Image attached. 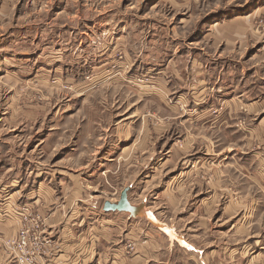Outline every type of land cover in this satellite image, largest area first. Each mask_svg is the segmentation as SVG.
<instances>
[{
  "label": "rangeland",
  "instance_id": "rangeland-1",
  "mask_svg": "<svg viewBox=\"0 0 264 264\" xmlns=\"http://www.w3.org/2000/svg\"><path fill=\"white\" fill-rule=\"evenodd\" d=\"M73 210L264 264V0H0V264Z\"/></svg>",
  "mask_w": 264,
  "mask_h": 264
},
{
  "label": "crops",
  "instance_id": "crops-1",
  "mask_svg": "<svg viewBox=\"0 0 264 264\" xmlns=\"http://www.w3.org/2000/svg\"><path fill=\"white\" fill-rule=\"evenodd\" d=\"M215 147V145L205 146L207 154L213 151ZM138 207L144 208L141 204L137 205L136 208ZM77 212L81 213L73 210L72 217L66 220L60 217L58 226L56 223L49 225L47 235L52 237L51 239H54L53 236L55 235V239L61 241L60 249L58 253L56 251V255L49 252V249L47 250L44 258L47 259V255L51 253V258L48 259L49 264H221L212 262L218 260L215 252L218 249L216 246H221L220 235H214L210 242L198 245L189 239L190 234L187 233V236L179 234L175 227L167 223L163 224L176 232L172 236L160 228L159 232H150V234L146 233L142 236L143 227L141 226L138 228L130 227L126 234L124 223L121 221L116 222L115 228H109L106 224L111 223H108L109 219L105 217V222L101 220L100 226H98V220H93L92 217L88 218L87 216L82 218L76 214ZM131 215L135 216L134 214ZM71 221L74 227L67 223H71ZM85 223L89 226L85 225L87 230L83 231ZM88 230H90L89 233ZM126 236L136 241V250L131 256L123 254L122 243ZM252 238H254L252 235L244 236V253L248 248L251 252L254 248L256 250L264 246L261 244L262 239H258V237H255V242L253 241L252 244L247 243ZM181 239L187 245L180 243L182 242ZM189 245L190 247H187ZM208 248L210 249L206 254L205 250ZM176 250L180 251V255L179 253L175 255ZM189 253L192 254L186 257L185 254ZM189 259L193 260L194 263L190 262Z\"/></svg>",
  "mask_w": 264,
  "mask_h": 264
},
{
  "label": "water",
  "instance_id": "water-1",
  "mask_svg": "<svg viewBox=\"0 0 264 264\" xmlns=\"http://www.w3.org/2000/svg\"><path fill=\"white\" fill-rule=\"evenodd\" d=\"M128 188H124L121 193L120 197L116 202L105 201L103 204L104 211H123L129 212L130 214L134 213L136 207L130 204L127 195Z\"/></svg>",
  "mask_w": 264,
  "mask_h": 264
},
{
  "label": "built area",
  "instance_id": "built-area-1",
  "mask_svg": "<svg viewBox=\"0 0 264 264\" xmlns=\"http://www.w3.org/2000/svg\"><path fill=\"white\" fill-rule=\"evenodd\" d=\"M18 244H19V249H21V251L23 250H26L28 248L27 247V241L28 239H30V235H29V232L27 230H24L23 228H21L18 232ZM41 246H43V244H41V241H40V264H45V258L42 257V255L44 254V252H42V249H41ZM42 259H43V262H42Z\"/></svg>",
  "mask_w": 264,
  "mask_h": 264
},
{
  "label": "bare ground",
  "instance_id": "bare-ground-1",
  "mask_svg": "<svg viewBox=\"0 0 264 264\" xmlns=\"http://www.w3.org/2000/svg\"><path fill=\"white\" fill-rule=\"evenodd\" d=\"M240 18H242V16H240ZM240 18H239V19H240ZM237 20H238V19H237ZM140 209H141V208H140ZM137 211H138V210H137ZM139 211H140V210H139ZM140 213H141V212H140ZM132 214H133V213H132Z\"/></svg>",
  "mask_w": 264,
  "mask_h": 264
}]
</instances>
